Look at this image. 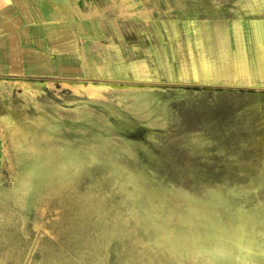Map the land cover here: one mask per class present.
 <instances>
[{
  "label": "rangeland",
  "instance_id": "rangeland-1",
  "mask_svg": "<svg viewBox=\"0 0 264 264\" xmlns=\"http://www.w3.org/2000/svg\"><path fill=\"white\" fill-rule=\"evenodd\" d=\"M249 1L79 0L126 66L0 99V264H264V88L188 86L162 54Z\"/></svg>",
  "mask_w": 264,
  "mask_h": 264
},
{
  "label": "crops",
  "instance_id": "crops-1",
  "mask_svg": "<svg viewBox=\"0 0 264 264\" xmlns=\"http://www.w3.org/2000/svg\"><path fill=\"white\" fill-rule=\"evenodd\" d=\"M256 4L249 1L243 17L188 19L180 50L168 40L162 52L171 78L188 86L264 88V7ZM102 9H80L79 0H0V99L14 83L102 80L114 63L125 67L110 19L95 16Z\"/></svg>",
  "mask_w": 264,
  "mask_h": 264
},
{
  "label": "bare ground",
  "instance_id": "bare-ground-1",
  "mask_svg": "<svg viewBox=\"0 0 264 264\" xmlns=\"http://www.w3.org/2000/svg\"><path fill=\"white\" fill-rule=\"evenodd\" d=\"M36 160H37V159H36ZM59 168H60V167H59ZM31 175H32V173H31ZM31 175H30V176H31ZM28 180H29V179H28ZM179 247H180V246H179ZM190 257H191V256H190Z\"/></svg>",
  "mask_w": 264,
  "mask_h": 264
}]
</instances>
